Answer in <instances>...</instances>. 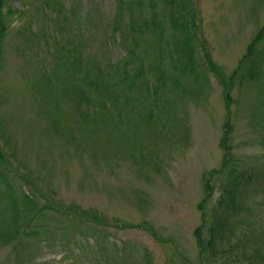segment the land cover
Here are the masks:
<instances>
[{"label":"rangeland","instance_id":"374dc122","mask_svg":"<svg viewBox=\"0 0 264 264\" xmlns=\"http://www.w3.org/2000/svg\"><path fill=\"white\" fill-rule=\"evenodd\" d=\"M4 2L0 264H264V0Z\"/></svg>","mask_w":264,"mask_h":264},{"label":"trees","instance_id":"16d2710c","mask_svg":"<svg viewBox=\"0 0 264 264\" xmlns=\"http://www.w3.org/2000/svg\"><path fill=\"white\" fill-rule=\"evenodd\" d=\"M4 1L5 0H0V41H2V39L4 38V34H5V26H4V23L3 22L1 23V17L3 18L2 10H3L4 3H5ZM263 31H264V27H263L262 32ZM262 32H259V34L255 37V39L253 40V42L251 43V46L249 48L254 47V45L258 42V40L262 36L261 35ZM249 51L250 50H248V52ZM3 235H4V232L1 234V236H3ZM197 236H196L197 242L199 243L200 246H202V240L199 238V236L198 237Z\"/></svg>","mask_w":264,"mask_h":264}]
</instances>
